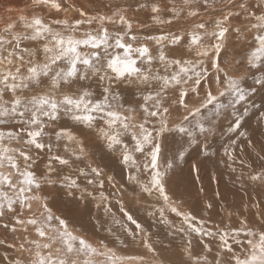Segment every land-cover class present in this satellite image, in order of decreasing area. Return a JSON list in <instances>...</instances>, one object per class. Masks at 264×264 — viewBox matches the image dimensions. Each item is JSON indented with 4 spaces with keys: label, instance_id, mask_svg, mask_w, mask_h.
<instances>
[{
    "label": "snow or ice",
    "instance_id": "6c2138e0",
    "mask_svg": "<svg viewBox=\"0 0 264 264\" xmlns=\"http://www.w3.org/2000/svg\"><path fill=\"white\" fill-rule=\"evenodd\" d=\"M31 3L33 7H47L56 12H67L74 7H65L63 0H31ZM5 10L14 11L11 7ZM76 11L78 19L46 21L35 14L29 17L21 10L17 20L9 19L0 29V169H7L0 171V218L12 214L13 232L17 231L15 225H20L25 233L29 226L32 228L36 238L25 236V243L19 245L21 252L27 251L31 256L28 264H162L156 259L157 242L152 234L125 209L116 192L103 191L105 180L101 168L91 163L84 167L77 165L75 174L63 175L60 183L68 195L75 196L78 192L81 200L91 198L97 208L103 207L105 215L113 217L111 197L116 196L119 212L125 218V222L113 221L120 225L125 236L122 239L116 235V241L124 247L138 241L152 254V260H146L144 255H120L103 240L90 242L77 234L65 218L54 213L48 197L41 195L42 185L54 183L50 178L53 173L59 175L56 164L72 169L74 161L86 159V145L80 138L84 129L102 140L109 152L118 154L130 184L136 185L146 197H155L157 204L150 205L152 210L148 215L167 225L168 235L182 234L184 253L188 256L185 264H264V223L256 229L241 219L239 227L207 228L204 219L185 211L172 199L167 177L174 162L169 159L161 163L165 134L175 132L192 138L194 132L207 133L216 118L228 107L235 109V105L245 101L249 92L257 90L256 85L264 89V77L255 79V84L246 88L242 86L244 77L229 74L220 62L229 36L234 33L239 39L242 31H249L250 25L260 34L256 37L258 47L246 58V63L249 72L252 69L264 72V0L259 3L257 0H182L179 8L173 5L169 10V19L157 20L156 16L153 19L171 25L183 14L191 20V28L147 37L159 45L156 55L147 44L137 43L139 38L133 32L126 9L117 7L111 15ZM151 11L159 14L161 9L153 4ZM202 11L212 16L210 23L202 19ZM241 16L246 19L243 29L232 24L233 19ZM117 24L122 30L110 31L108 25ZM113 47L123 49V55L111 54L109 49ZM87 81L98 85L99 95ZM209 81L215 85V91L211 86L203 89ZM124 83L137 86L140 103L135 107H126L121 93L116 91ZM193 95L197 100L190 107L189 97ZM226 96L233 98L230 104L222 102ZM174 106L185 112L179 122L169 119ZM209 106L213 111L206 113ZM232 114L236 115L235 111ZM260 118L264 119V112ZM241 119L236 115L229 127L237 133V139L230 141L225 155L229 167L238 161L241 167L251 168L253 165L242 158L244 144H237L242 138L247 147L255 148L248 133L238 131L243 127ZM66 121L79 126V132ZM61 142L66 156L54 151ZM237 147L241 157L236 155ZM41 152L48 154V163L46 172L38 176L35 165ZM261 153L264 144L255 153L262 170L250 174L249 179L264 185ZM193 169L198 171L195 165ZM232 170L236 169L232 167ZM81 178L86 182L83 187ZM107 182L117 188L114 177L108 176ZM88 186H94L95 191H89ZM34 202L38 204L35 211ZM253 206L259 208L258 203ZM211 208L212 204L207 203L206 209ZM25 210L30 213L27 218L23 217ZM170 214L179 219V224L169 219ZM3 227L9 228V224ZM108 231L114 234L111 228ZM194 237L206 254L195 253ZM211 241H217L214 254ZM4 243L0 240V244ZM26 244L30 247L26 248ZM9 264L24 262L14 259Z\"/></svg>",
    "mask_w": 264,
    "mask_h": 264
},
{
    "label": "rangeland",
    "instance_id": "374dc122",
    "mask_svg": "<svg viewBox=\"0 0 264 264\" xmlns=\"http://www.w3.org/2000/svg\"><path fill=\"white\" fill-rule=\"evenodd\" d=\"M63 2H64L65 7H68L69 5H72L74 7L69 9L67 12H63V11L62 12H56L54 9H50L47 7H40V6L33 7L31 0H0V9H1L0 10V29H2L4 27V25L9 21V19H11L13 21L17 20V16L20 14L21 10H23L24 14L29 16V17L32 16L33 14H35V15L43 17L46 21H51V20H56V19H64V18H68L71 21V20L80 18L78 11H76V9H83L85 12H87L89 14H96L97 12H99V13H105V14L111 15V13L117 11V7H119L120 9H126V15H127L128 19H130L133 23V32L139 38L137 43L138 44H147L148 47L150 48V50L152 51V53L154 55H156L158 52V49H159V45H157L154 40L146 39L147 37H150V36L151 37H158L161 34L168 33L169 31L175 32L179 28H185V29L191 28V20L186 18L183 14H181V17L178 19V21H174L171 25L161 24V23L157 22V20L169 19L171 17V12L169 10L173 7V5H175L177 8H179L182 5V0H63ZM257 3H259V0H257ZM140 4H146L147 7L140 8L139 7ZM153 4L158 5L160 7L161 11L159 12V14H154L151 11V6ZM7 7L13 8L14 11L11 13H8L6 10H4ZM15 13L17 14V16L15 15ZM257 14H259V13H257ZM14 15L16 16V18ZM153 16H156L157 20H154ZM13 17H14V19H13ZM201 17L205 22H209V23L212 19L211 15L205 14L203 11L201 12ZM245 23H246V19L244 16L233 19V21H232V24L234 26L241 27L242 29H243V26ZM108 27H109L110 31L122 30V28L119 24H117L116 26L108 25ZM17 30H19V27ZM209 31H211V28H209ZM259 34L260 33L257 32L256 30H252L250 28V25H249V31L246 33L242 31L241 37L239 39L236 37V35L234 33L231 34L229 36L228 40L226 41V47H225V49L222 52L221 57H220L221 67L231 75L243 76L245 83L242 86H244L246 88L249 85H254L255 79H260V78L264 77V72L258 71L256 69H252V71L249 72V66L246 63V58L251 55V53L255 50L256 47H258V40L256 39V37ZM181 35H183V33H181ZM208 41H209V38L206 37L205 42H208ZM109 52L113 55H123V49L116 48V47L109 49ZM262 59H264V58H262ZM252 73H254L255 75L253 76ZM210 75H211V73H210ZM221 75H223V73H221ZM85 83L91 84L93 91L96 92L97 95H99L100 89L95 82L87 81ZM210 86L212 87V90L215 91V85L212 84L211 81H209V83L204 84L203 89H208ZM256 89L257 90L254 93L249 92L248 98L245 101H242L240 104L235 105V109H233L232 107H228L220 117L216 118L215 123L210 126L211 131L204 133V134H201L198 131L194 132V135L192 138H189L185 135L173 132V133L165 134V137L163 138L161 163L162 164L166 163L167 160H169V159L173 160V162H174L173 163V169L169 171L170 174L168 173L167 188H170L169 186H171L172 189L178 190L177 193H179L180 195L178 198V196H176L172 192L171 189H168L169 194L171 195L173 200L175 199L174 201L178 202L182 206L184 204H186L183 201V199L188 196L187 199L188 198L189 199L187 200L185 198L184 200L187 201V203L190 202V204H192L193 206L195 205V211H196V213L198 212V218L203 217L202 219H205V222L207 223L206 224L207 228H209L211 226L212 221L215 222V224H216L219 220V222L216 225L219 224L221 227H224L225 224L227 223L226 221H230L232 217L236 218V219H240V220L245 219L243 217V213H242V215L240 213L241 209H238V210L236 209V212L231 211L233 209V207H235L237 205H235L234 201H231L232 202L231 203L230 200L227 201L225 199L223 192H221V188H222V185H224V187L227 188V190H228L227 194H229L227 196L229 198L230 194L232 195L234 193L235 194L238 193L237 191L239 188L238 187L236 188L235 185L239 186V182H238L239 177H249L248 176L249 174L237 175L234 171H232L234 174L231 172V175L229 176V172H230V169L232 170V167H234V168L240 167L241 168L238 161H237V164H234L232 167H229L228 166L229 162H228L227 156L225 155V149L229 147L230 141L237 139V133H233L229 130V127H230V125L233 124V121L235 120L236 115L242 117L241 124L243 125V127L241 129H239L238 131H246L248 133V136L252 139L253 144L255 145V148H249V147H247L246 141H243L242 138L240 140H238L237 144L240 145L241 143H243L244 147H245V152L242 154V158H244L245 161H247V163H252V164L256 163V164H254L255 165V172H257L258 170L261 169V161H259V159L257 157H254L253 155H255L256 151L259 152L261 144H264V119L260 118V113L264 112V89L260 88L259 85H256ZM116 91L121 93L122 102L125 104L126 107L129 105H132L133 107H135L138 103H140L139 91H138L137 86L135 84H132V85H129L127 83L120 84L116 88ZM202 95H203V91L201 92V96ZM232 99L233 98L231 96H226V97L222 98V102L225 104H230ZM196 100H197V97H195L194 95L189 97V106L191 107L193 104H195ZM211 111H213V109L211 106H209V109L206 110V113H210ZM233 111H235L236 115L232 114ZM183 115H185L184 109L183 108L177 109L174 106L173 110H172V114L169 117L170 122H173V121L179 122L180 120H182ZM191 119L192 118L190 117V120ZM66 122L70 126H73L71 121H66ZM170 126H171V123H170ZM207 126H209V125L206 122V127ZM73 128H74V130L79 132V126H73ZM49 131H51V129H49ZM80 138L84 140V143L86 145V151L88 153L86 159L83 160L82 162L74 161L72 169H69L68 167L60 166L59 164L57 166V164H56L55 166L58 169V172L62 173V175H67V174H73L74 175L75 174L74 169L77 165L79 167H84L88 163H91L92 166L94 165L93 167H100V168L102 167L101 169L103 170V173L107 174V176H105L103 174V177H102L105 180V187L103 189L105 194H111V193L116 192L117 196L123 201V204H124V207L126 210L129 211L131 209V211H134V209H136L137 212L136 211H134V212L136 214L138 213V215L140 217L138 215H136L134 212H133V214L132 213L131 214L133 215V217L137 216L136 219L139 220L144 226H146L147 230L151 234L153 233L152 239L154 241H156V239L159 237L158 239L160 242L157 239L158 242L156 241L157 243L155 245V247L157 249V253H158L156 259L158 261L162 262V264H185V262L188 261V256L184 253V243L185 242H184L182 234L168 235V233H167L168 232V226L165 224H159L157 222V217L152 218V216L148 215V212L152 210L150 205H156L157 204L155 197H152L153 199L150 197L148 198L143 193H141V192L139 193L140 190L136 185H134V184L130 185V183L126 179L127 173L123 169V167L119 161L118 154L109 152L107 150L104 142L102 140L98 139V137L94 133L90 132L87 129H84L83 134L80 136ZM54 151L58 152L60 155H65V156L67 155V153H65L63 150V142H61V144L58 147H55ZM251 151H253V152H251ZM238 152H239V148L237 147L236 155L238 157H240L241 154ZM246 152L249 154H246ZM250 152L252 154H250ZM238 154H240V156ZM261 155H264V153H261ZM38 156L40 158L39 157L37 158V162H36L37 165H35V168L37 167L36 169H40L41 173H39V174H42V173H44V171H42V170L46 169L45 167L48 163V154L46 152H41V153H39ZM41 157H42V159H41ZM194 165H195V168H201V169L204 168L205 169V170L202 169L200 171V172L204 173L202 176V178L204 177L203 179L198 175L200 172L197 174V176H199L200 179H197V176L194 177L196 175V174H194V172H192V171H194V169H193ZM103 167H105V168H103ZM108 167L110 168L112 173L109 172ZM210 167L211 168L216 167L215 168L216 170H212V171H214L221 180L218 179L217 176H214V178H212V174H210L211 173ZM242 169H244V171H246V172L250 171V169L247 170L248 169L247 167H243ZM1 170L7 171V169H0V171ZM181 170L183 171V173L181 172ZM184 171L185 172L187 171V172L185 173ZM184 173L189 178H187L185 175L183 176ZM190 173L192 176L191 177L192 180L190 179ZM206 173H207V175H206ZM108 175L114 177L115 182L117 184L116 189H114L112 187V185L107 182ZM174 175H176V176H174ZM193 177L196 178L197 180L194 179ZM206 177H208L209 179ZM81 179H83V178H81ZM184 179H186V180L188 179V180L184 181ZM206 179L208 180L207 182L204 181ZM196 181H198V182L196 183ZM204 182L206 183V185ZM84 183H86V182L84 181ZM207 184H208V188L206 187ZM193 185H194V187H193ZM199 185H200V187H199ZM219 185H221V186H219ZM48 186H49V184H46L43 187V189L46 190L45 188H47ZM131 186H132V188H134L136 193L133 192L134 190L131 188ZM201 186H202V188H201ZM257 186H258L257 188L256 187H254V189L252 188L251 191L257 193L258 196L261 195L260 197L264 200V185H261V183H260V184H257ZM90 187H94V186H88L89 189H90ZM179 187H181V188H179ZM107 188H108V190H107ZM125 188H128V189H125ZM197 188L199 189L198 191L195 190ZM117 189H119L118 192H117ZM190 189H192L194 193H192L191 192L192 190H190ZM201 189H202V191H201ZM204 189H205V191H209V192L212 191L211 193L216 195V196H214L215 199L214 198L209 199V198L203 196L201 192H203ZM262 189H263V192H262ZM108 192H110V193H108ZM133 193H135V194H133ZM137 193L140 195V197H139V195H137ZM186 193L188 195H186ZM217 193H219L218 196H217ZM181 194H182V196H181ZM41 195H43L42 191H41ZM134 195H135V197H134ZM75 196H77V194ZM116 198H117L116 196L111 197V208L114 209V210H112V212L115 213V217H113L112 215L105 216V212L103 210V207H100V208H102V212H103V214H101L102 213L101 209L96 207V201H93L91 198H88L86 200H82V202L77 204V206L83 205L85 207L86 211L83 214V216L86 218H89V217L93 218V219L95 218V221H96L97 219H101V217H102V220L104 219L103 221H111V219L114 220L118 217V219H116V220H120L122 222L123 221L125 222L122 214L118 212L119 206L116 204ZM138 198L140 199V201H143L145 198H147V200L145 199L147 202L144 200L143 203H140L138 205V203L140 202ZM197 198H198V200H197ZM209 200H210V202H209ZM211 200H214V201H211ZM216 201L218 203H215ZM56 202L59 203L58 200H56ZM136 202H138V203H136ZM200 202H202V203H200ZM228 202H230L229 205H228ZM145 203H147V204H145ZM206 203H212L213 207L211 209H215L216 213H217V210L219 211L218 208H220V211L217 213L218 215L216 214L217 217L219 216L218 220L213 218L211 221V218L210 217L208 218L209 214L211 213V211H210L211 209H205ZM213 203L218 205V206L214 205ZM233 203H234V206H233ZM144 204L146 205L147 208L145 207ZM201 204L203 206L202 208H201ZM203 204H205V205H203ZM34 205L36 207V203ZM263 205H264V202H263ZM74 206H72V207H74ZM204 206H205V208H204ZM35 207L33 206L34 211L38 209V205L36 208ZM216 207H217V209H216ZM250 207L254 208L255 206L252 205ZM93 208H95V209H93ZM72 209H74V208H72ZM131 211H129V212H131ZM146 211H147V213H145ZM27 212H28L27 210L24 211V213H23L24 218H27V216L30 215V214H28L29 212L28 213ZM97 212H99V213H97ZM75 213L78 214V212H76V208H75V212L73 214H75ZM96 213H97V215H96ZM205 213H207V214H205ZM229 213H231L232 215L229 216ZM238 213H239V215H238ZM68 214L72 215V212L69 211ZM85 214H87V215H85ZM142 214H143V216H142ZM224 214H227V215L225 216ZM254 215H256L257 218H262V219H260V221L264 220V212L261 215L259 209L255 210V213H253V216ZM224 217L226 219H224ZM11 218H12V216H10V215H7L5 218H0V240L5 241L4 244H0V264H9V261L14 260V259H20L24 262V264H28L29 260L31 259V256L27 251L21 252L19 250V245L21 243H25V240H24L25 236H27L29 239H35L36 238L35 233L33 232L32 228L30 226H29V231L27 233H25L20 225H15L17 228L16 232L11 231L12 225L15 224L14 223L15 220H14V222H11L12 221ZM139 218H141V219H139ZM144 218H146V219H144ZM169 219L173 223H176V224H179V222H180L179 219L174 216V214H170ZM153 220L154 221L156 220L155 223L153 222ZM103 221H99V222H103ZM73 222L74 221H72V223H71V221H69V224L73 229H76L77 231L79 229H81L79 227H76V224L74 227L72 225ZM5 223L9 224V228L6 229L3 227V225ZM81 232H84V231H81ZM32 233H33V235H32ZM84 233H87V232H84ZM161 234H162V238H160ZM92 236L95 237V235H92ZM169 236H171L170 239L167 238ZM172 236H173V239H172ZM178 236H180V237L178 238ZM181 238L183 239L182 243L178 244L177 240L179 242H181L180 241ZM128 239H130V238H128ZM160 239H162L163 241ZM205 239L210 240V238H205ZM172 240L174 242H177L178 245L176 243H174ZM165 241H167V245H166ZM104 242L106 244H108L109 247L115 248V250L120 255H123V256L144 255L146 260H152V254L148 253L147 250L144 249L139 244L138 241L136 243H129L127 247H124V245L119 244L117 241H113V243H111V244L108 243L107 241H104ZM193 242L196 243V244L193 243L195 245V246L193 245L195 253L202 254L201 253L202 247L198 246V242H199L198 238L194 237ZM158 243H160V245ZM10 244L13 245V247H9L8 245H10ZM172 244H174V245H172ZM211 244L213 247V254H214L216 251L217 241H211ZM175 245H177V246H175ZM171 246L174 248H172V250L168 249ZM27 247H30V245L26 244V248ZM160 247H162V248H160ZM197 251H199V252H197ZM209 255L211 256V259H212V254H209ZM5 256L8 257L7 260L4 259Z\"/></svg>",
    "mask_w": 264,
    "mask_h": 264
},
{
    "label": "bare ground",
    "instance_id": "6f19581e",
    "mask_svg": "<svg viewBox=\"0 0 264 264\" xmlns=\"http://www.w3.org/2000/svg\"><path fill=\"white\" fill-rule=\"evenodd\" d=\"M1 10V9H0ZM5 10V9H4ZM15 15L17 16V14L15 13ZM14 15V16H15ZM16 16H15V18H16ZM18 17V16H17ZM130 17V16H129ZM13 19H14V17H13ZM181 22V21H180ZM179 23V22H178ZM178 25V24H177ZM260 151V150H259ZM245 152V151H244ZM249 152V151H248ZM251 152H253V151H251ZM250 152V154H252ZM255 152V151H254ZM257 152V151H256ZM239 153V152H238ZM246 154H249V153H247L246 152ZM87 155H88V153H87ZM239 156H240V154H238ZM248 156V155H247ZM252 156V155H251ZM254 157H256V155H253ZM39 157V156H38ZM241 157V156H240ZM40 158V157H39ZM41 159H42V157H41ZM244 159V158H243ZM39 161V160H38ZM45 161V160H44ZM46 162V161H45ZM247 162V161H246ZM250 162V161H249ZM254 162V161H253ZM40 164V163H39ZM45 164V163H44ZM237 164V163H236ZM252 164V163H251ZM254 164H256V163H254ZM254 164H252L253 165V167H251V168H248L247 170H249L250 169V171H248V172H246V171H244V169H242L243 167H235V173L237 174V175H247V174H249L248 176H250V174H255V173H259L261 170H262V168L260 169V170H258L257 172H255V165ZM37 165V164H36ZM41 165V164H40ZM101 165V164H100ZM57 166H58V164H57ZM94 166V165H93ZM99 166V165H98ZM102 166V165H101ZM56 167V166H55ZM37 168V167H36ZM35 168V171H36V173H37V175L39 176L40 174L39 173H41V170L40 169H36ZM46 168V167H45ZM100 168V167H99ZM102 168V167H101ZM103 168H105V167H103ZM109 168V167H108ZM211 168V167H210ZM216 167H212L211 169H210V174H212V178L214 177V176H217V174L214 172V171H212V170H216L215 169ZM198 171H196V170H194V171H192V172H194V174H196L194 177H196L197 176V174L202 170V169H204V168H196ZM218 169V168H217ZM108 170V169H107ZM184 170V169H183ZM205 170V169H204ZM203 170V171H204ZM2 171V170H1ZM42 171H46V169H44V170H42ZM191 171V170H190ZM189 171V172H190ZM233 170H231L230 169V172H229V176L231 175V172H232ZM109 172H111V170H110V168H109ZM181 172L183 173V171L181 170ZM185 172V171H184ZM187 172V171H186ZM185 172V173H186ZM191 172V173H192ZM205 172V171H204ZM112 173V172H111ZM174 173V172H173ZM172 173V174H173ZM177 173V172H176ZM185 173L183 174V176L185 175ZM191 173H190V179H191ZM233 173V172H232ZM104 174V173H103ZM170 174V173H169ZM193 174V175H194ZM203 172H200L198 175L202 178V176H203ZM234 174V173H233ZM105 176H107V174L105 173L104 174ZM177 175V174H176ZM176 175H174V176H176ZM182 175V174H181ZM189 175V174H188ZM206 175H207V173H206ZM62 173H60L59 172V175L57 174V173H53L52 175H51V180L52 181H54V183H51V184H49V186L47 187V188H45L46 190H44L43 189V187L46 185V184H43L42 185V192H43V195L44 196H47L48 197V203H49V207H51L52 208V210H53V212L54 213H56L57 215H60L61 217H63V218H65L68 222L69 221H71V223H72V221H74L73 222V226L75 227V224H76V227H79V228H81V229H79L78 231L76 230V229H74V230H76V232H77V234H79V235H83V236H85L86 238H88L89 240H90V242H93L94 244L95 243H98L100 240H103V241H107L108 243H113V241H116V239H115V237H116V235H120L121 236V238L122 239H124L125 238V236H124V234L122 233V231H121V228H120V225L119 224H114V220L113 219H111V221H103L102 220V217H101V219H97L96 221H95V218L93 219V218H90L89 216V218H86V217H84L83 216V214L85 213V207L83 206V205H78L77 206V204H79L80 202H82V200L79 198V193L77 192L76 194H77V196H70V195H68L67 194V189H65L64 188V186H63V184L62 183H60V180L62 179ZM109 176V175H108ZM173 176V177H174ZM186 177H187V175H185ZM222 176V175H221ZM193 177V178H194ZM211 177V176H210ZM224 177V176H223ZM187 178H189V177H187ZM204 178V177H203ZM202 178V179H203ZM206 178H208V177H206ZM217 178L218 179H220L218 176H217ZM222 178V177H221ZM194 179H196V178H194ZM200 179V178H199ZM209 179V178H208ZM169 180V179H168ZM173 180V179H172ZM186 179H184V181H185ZM188 180V179H187ZM186 180V181H187ZM192 180V179H191ZM190 180V181H191ZM197 180V179H196ZM221 180V179H220ZM199 181V180H198ZM198 181H196V183L198 182ZM204 181H208L207 179L206 180H204ZM223 181V180H222ZM235 181V180H234ZM80 183H81V186L83 187V186H85V183H84V180L83 179H81L80 181H79ZM119 182V181H118ZM117 182V183H118ZM170 182V181H169ZM180 182V181H179ZM178 182V183H179ZM238 182H239V186H236L235 185V187L237 188H239L238 189V193H234V194H230V196H229V198H228V196L227 195H229V194H227L228 193V190H227V188L226 187H224V185H222V188H221V192H223V194H224V196H225V199L227 200V201H229L230 200V202L231 201H234V203H235V205H237V206H235V207H233V209L231 210V211H235L236 212V209L238 210V209H241L240 210V213H241V215H242V213H243V217L245 218V220H247L248 221V223H249V225L251 226V227H254V228H256V229H259L260 228V226H261V224L262 223H264V220H262V221H260V219H262V218H257V216L256 215H254L253 216V213H255V210L256 209H259V211H260V214L262 215V213L264 212V205H263V202H264V200L260 197V196H258V194L257 193H255V192H252L251 191V189L253 188L254 189V187H258L257 186V184H260V182L259 181H252V180H250L249 179V177H239V180H238ZM171 183V182H170ZM177 183V184H178ZM205 183V182H204ZM213 183V182H212ZM235 183V182H234ZM172 184V183H171ZM170 184V185H171ZM189 184V183H188ZM202 184V183H201ZM107 185V184H106ZM131 185V184H130ZM129 185V186H130ZM169 185V184H168ZM205 185H206V183H205ZM210 185V184H209ZM221 185H219V186H221ZM181 186V185H180ZM104 187H105V185H104ZM107 187V186H106ZM170 188H168V189H171L172 190V192L176 195V196H178V198H179V193H177V191L178 190H174V189H172V187L171 186H169ZM191 187V186H190ZM193 187H194V185H193ZM199 187H200V185H199ZM207 188H208V184H207V186H206ZM131 188H132V186H131ZM179 188H181V187H179ZM201 188H202V186H201ZM260 188V187H259ZM125 189H128V188H125ZM133 190H134V188H132ZM138 189V188H137ZM185 189V188H184ZM107 190H108V188H107ZM190 190H192V189H190ZM189 190V191H190ZM195 190H199L198 188L197 189H195ZM211 190V189H210ZM213 190V189H212ZM260 190V189H259ZM89 191H95V187H90V189H89ZM111 191V190H110ZM121 191V190H120ZM196 191V192H197ZM214 191V190H213ZM125 192V191H124ZM133 192H135V190L133 191ZM180 192V191H179ZM185 192V191H184ZM183 192V193H184ZM188 192V191H187ZM192 193H194L193 192V190L191 191ZM212 192V191H211ZM211 192H209V191H205V189L203 190V192H201L202 193V195L203 196H205V197H207V198H214L215 199V197L214 196H216L215 194H213V193H211ZM220 192V191H219ZM236 192V191H235ZM262 192H263V189H262ZM108 193H110V192H108ZM136 193V192H135ZM135 193H133V194H135ZM139 193H140V191H139ZM260 193V192H259ZM123 194V193H122ZM137 195H139L138 193H137ZM145 195V194H144ZM186 195H188L187 193H186ZM146 196V195H145ZM144 196V197H145ZM181 196H182V194H181ZM180 196V197H181ZM234 196V197H233ZM134 197H135V195H134ZM139 197H140V195H139ZM188 197V196H187ZM187 197H185L186 199H187ZM193 197V196H192ZM196 197V196H195ZM204 197V198H205ZM222 197V196H221ZM149 198V197H148ZM150 198H152V197H150ZM184 198V199H185ZM135 199V198H134ZM139 199V198H138ZM146 200H147V198H145ZM144 199V200H145ZM153 199V198H152ZM183 199V201L186 203V204H184L183 205V209L185 210V211H191L195 216H197L198 217V212L196 213V211H195V205L193 206L192 204H190V202H188L187 203V201H185ZM189 199V198H188ZM187 199V200H188ZM203 199V198H202ZM201 199V200H202ZM56 200H58L59 201V203H57L56 202ZM84 200H86V199H84ZM143 200V199H142ZM143 200V201H144ZM145 200V201H146ZM149 200V199H148ZM175 200V199H174ZM181 200V199H180ZM197 200H198V198H197ZM128 201V200H127ZM132 201V200H131ZM136 201V200H135ZM139 201H140V199H139ZM143 201H140L139 203L138 202H136V203H138V205L140 204V203H143ZM151 201V200H150ZM191 201V200H190ZM211 201H214V200H211ZM130 202V201H129ZM147 202V201H146ZM149 202V201H148ZM182 202V201H181ZM206 202V201H205ZM209 202H210V200H209ZM230 202H228V205H229V203ZM36 203V202H35ZM35 203H33V206L35 207ZM178 203V202H177ZM200 203H202V202H200ZM215 203H218L217 201L215 202ZM232 203V202H231ZM234 203H233V206H234ZM256 203H258L259 204V208H257V207H254V208H251L250 206H252V205H254V204H256ZM145 204H147V203H145ZM144 204V205H145ZM207 204V203H206ZM212 204V203H211ZM214 204V203H213ZM262 204V205H261ZM37 203H36V207H37ZM75 205V206H74ZM136 205V204H135ZM143 205V204H142ZM141 205V206H142ZM198 205V204H197ZM196 205V206H197ZM203 205H205V204H203ZM214 205H216V204H214ZM72 206H74V207H72ZM199 206V205H198ZM216 206H218V205H216ZM35 207V208H36ZM114 207V206H113ZM138 207V206H137ZM145 207H146V205H145ZM203 206H202V204H201V208H202ZM212 207H213V205H212ZM223 207V206H222ZM227 207V206H226ZM71 208V209H70ZM72 208H74V209H72ZM75 208H76V212H78V214H73L74 212H75ZM115 208V207H114ZM135 208V207H134ZM147 208V207H146ZM204 208H205V206H204ZM93 209H95V208H93ZM101 209V212H102V208H100ZM133 209V208H132ZM145 209V208H144ZM198 209V208H197ZM206 209V208H205ZM216 209H217V207H216ZM219 209V211H220V208H218ZM91 210V209H90ZM104 210V209H103ZM112 210H114L113 208H112ZM199 210V209H198ZM223 210V209H222ZM69 211H71L72 212V215H70V214H68V212ZM97 211V210H96ZM117 211V210H116ZM115 211V212H116ZM128 211V210H127ZM129 211H131V209L129 210ZM128 211V212H129ZM134 211H136V209H134ZM134 211H131V212H129V213H132L133 214V212ZM145 211V210H144ZM148 211V210H147ZM147 211L145 212V213H147ZM211 211V213L209 214V216H208V218L210 217L211 218V221H212V219L213 218H215V219H217L218 220V218H219V216L217 217L216 216V214L219 212L218 210H217V213H216V210L215 209H211L210 210ZM224 211V210H223ZM94 212V211H93ZM100 212V213H101ZM119 212V211H118ZM137 212V211H136ZM26 213V212H25ZM28 213V212H27ZM87 213V212H86ZM97 213H99V212H97ZM97 213H96V215H97ZM120 213V212H119ZM135 213V212H134ZM144 213V214H145ZM28 214H30V213H28ZM88 214V213H87ZM87 214H85V215H87ZM101 214H103V212L101 213ZM136 214V213H135ZM140 214V213H139ZM7 215H10V216H12V214H6V216ZM26 215V214H25ZM120 215V214H119ZM136 215H138V213L136 214ZM218 215V214H217ZM221 215V214H220ZM225 216L227 215V214H224ZM238 215H239V213H238ZM5 216V217H6ZM27 216V215H26ZM105 216H109V215H105ZM121 216V215H120ZM123 216V215H122ZM121 216V217H122ZM139 216V215H138ZM142 216H143V214H142ZM4 217V218H5ZM28 217V216H27ZM94 217V216H93ZM96 217V216H95ZM137 217V216H136ZM136 217H134V218H136ZM140 217V216H139ZM200 217V216H199ZM240 217V216H239ZM105 218V217H104ZM108 218V217H107ZM106 218V219H107ZM110 218V217H109ZM112 218V217H111ZM123 218V217H122ZM150 218V217H149ZM153 218V217H152ZM203 218V217H202ZM223 218V217H222ZM221 218V219H222ZM241 218V217H240ZM12 219V221L11 222H14V219H13V217L11 218ZM116 219H118V217L116 218ZM124 220H125V218H123ZM139 219H141V218H139ZM144 219H146V218H144ZM220 219V220H221ZM224 219H226L225 217H224ZM205 220V219H204ZM207 220V219H206ZM209 220V219H208ZM99 221H103V222H99ZM156 221V220H155ZM155 221L153 220V222L155 223ZM223 221V220H222ZM239 221H240V219H236V218H231V220L230 221H226L225 223V226L224 227H239ZM122 222V221H121ZM124 222V221H123ZM152 222V223H153ZM218 222H219V220H218ZM217 222V223H218ZM15 223V222H14ZM178 223V222H177ZM210 223V222H209ZM216 223V224H217ZM160 224V223H159ZM207 224V223H206ZM215 224V222H213L212 221V224H211V226L209 227L210 229H213V230H215L214 229V226L216 225ZM219 225V224H218ZM145 228H146V226H144ZM157 227V226H156ZM109 228H111L112 229V231H113V233L114 234H112V233H109V231H108V229ZM151 228V227H150ZM164 228V227H163ZM147 229V228H146ZM166 229V228H165ZM81 231H84V232H87V233H84V232H81ZM152 231V230H151ZM153 232V231H152ZM168 233V232H167ZM153 234V233H152ZM32 235H33V233H32ZM92 235H95V237L94 236H92ZM165 236V235H164ZM163 236V237H164ZM166 237V236H165ZM164 237V238H165ZM180 236H178V238H179ZM157 238V237H156ZM159 238V237H158ZM157 238V239H158ZM160 238H162V234H161V237ZM167 238H171V236H169V237H167ZM176 238V237H175ZM157 239H156V241H157ZM172 239H173V236H172ZM130 240V239H129ZM160 240H162V239H160ZM165 240V239H164ZM168 240V239H167ZM176 240V239H175ZM182 238H181V242H179L178 240H177V242H178V244H180V243H182ZM209 240V239H208ZM158 241H159V239H158ZM157 241V242H158ZM163 241V240H162ZM173 241V240H172ZM160 242V241H159ZM174 242V241H173ZM177 242H174V243H176L177 244ZM185 242V241H184ZM162 243V242H161ZM165 243H166V245H167V241H165ZM172 243V242H171ZM193 243H195V242H193ZM159 245H160V243H158ZM170 244V243H169ZM177 244V245H178ZM185 244V243H184ZM196 244V243H195ZM156 245V244H155ZM172 245H174V244H172ZM177 245H175V246H177ZM194 245V244H193ZM195 246V245H194ZM198 246L199 247H202V245L198 242ZM164 247V246H163ZM197 247V246H196ZM160 248H162V247H160ZM168 248V247H167ZM172 248H174V247H170V248H168V249H170V250H172ZM176 248V247H175ZM202 250V249H201ZM197 252H199V251H197ZM202 254L201 255H204L205 253L202 251L201 252ZM211 259V256L209 255V260Z\"/></svg>",
    "mask_w": 264,
    "mask_h": 264
}]
</instances>
